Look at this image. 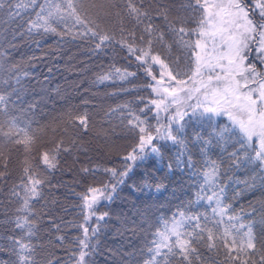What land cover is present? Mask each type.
Returning <instances> with one entry per match:
<instances>
[{
    "label": "snow or ice",
    "instance_id": "6c2138e0",
    "mask_svg": "<svg viewBox=\"0 0 264 264\" xmlns=\"http://www.w3.org/2000/svg\"><path fill=\"white\" fill-rule=\"evenodd\" d=\"M172 11L163 0H0V25L6 18L23 20L30 13L24 21L26 31L21 35L52 34L59 38L58 43H87L93 53L119 46L155 82L146 87L159 98L140 108L139 115L128 103L105 113L109 128L113 113H118L120 126L135 132V143L123 157V167L103 169L111 178L109 183L101 181L100 187H89L80 195L82 211H88L86 221L94 215L101 199L114 198L133 167L145 164L150 158L162 161L167 142L181 145L187 152L185 129L193 121L209 130V139L195 136L199 143L205 147L215 143L223 152L233 148L228 153L233 167L251 168L254 173L259 170L251 183L245 181V184L255 187L259 179L264 185V0H181L177 11L188 15L172 16ZM157 18L164 21V30L155 23ZM12 35L15 38L16 34ZM3 42L0 38V48ZM157 46L167 54L165 59L156 52ZM174 48L181 55L174 56ZM153 65L160 66V80L152 72ZM135 75L127 69L109 66L97 76L96 82L102 84L114 76L125 79ZM29 77L30 73L21 63L0 51V182L11 160L9 146H16L25 153V159L21 161L23 176L17 186L19 191L13 188L12 196L19 198L18 212L25 215L17 217L15 223L19 228H26L31 238L38 231L31 219L36 215L34 203L43 199L45 181L29 164L28 155L39 152L36 145L51 131L54 139L50 141V150L44 151L38 162L54 170L62 153L73 148L80 150L78 140L92 129L87 112L69 110L59 118L57 127L40 125L32 119L35 105L24 108L22 103L27 92L24 82ZM173 105L177 107L161 123V112H168ZM152 106L156 112L151 117L157 121L155 127L149 122ZM221 117H227V122L218 120ZM108 131L101 125L95 135L107 140ZM65 138L72 147L65 146ZM185 152L177 154L176 166L181 171L185 167L194 170L191 154L185 157ZM203 155V169L193 171V177L199 175L203 181L200 192L196 193V202L202 198L210 204L215 202L211 218L206 213L191 211L194 202L189 201L186 211H178L165 219L154 233L143 264H193V260L200 264H209V261L211 264H264V207L259 210L260 232L254 231L255 222L241 223V217L232 215L231 206L224 202L225 189L219 183L220 163L208 157L206 151ZM168 167L171 170L172 165ZM162 186L158 184L156 190ZM208 188L212 194L202 197L201 193ZM107 216L105 212L96 218L97 227L92 229L91 236L89 228L83 227L82 237L75 241L76 250L69 253L70 260L62 262L53 254L43 264H70V261L92 264L96 252L92 238L99 232V221ZM221 225L226 226L221 229ZM56 227L59 230V225ZM64 239L56 237L61 243ZM13 244L14 264H41L38 249L42 245L23 239L14 240ZM200 245L213 255L202 257Z\"/></svg>",
    "mask_w": 264,
    "mask_h": 264
},
{
    "label": "trees",
    "instance_id": "16d2710c",
    "mask_svg": "<svg viewBox=\"0 0 264 264\" xmlns=\"http://www.w3.org/2000/svg\"><path fill=\"white\" fill-rule=\"evenodd\" d=\"M163 2L173 9L172 16L188 15L177 11L181 0ZM29 15L26 14L23 20L17 18L12 21L6 18V22L0 25V38L4 41L0 51H5L8 57L21 63L30 73L29 79L24 82L27 92L23 95V107L34 104L32 119L40 125L51 124L53 127L58 126L59 118L69 110L87 112L89 128L92 130L78 140L80 150L73 148L70 152L62 153L58 167L54 170L38 162L42 153L50 150V141L54 139L51 131H47L41 143L36 145L39 152L28 155L29 164L36 168L40 178L45 181L42 186L43 199L34 203L33 211L36 215L31 219L38 231L31 238L27 236L26 228H19L15 223L17 217L25 214L18 212L21 208L20 200L12 196L13 188L19 191L17 186L23 176L21 161L25 159V153L16 146H9L12 149L11 160L4 170L5 178L0 182V264H14L16 255L13 241L21 239L42 245L38 249L41 264L53 254L62 262L70 260L69 253L76 250L75 241L82 237L83 227L89 228L90 236L92 229L97 227V222L85 220L88 213L87 209L82 211L80 195L85 194L89 187H100L101 181L109 183L111 178L103 169L123 167V157L135 143V132H128L120 126L119 114L113 113L109 128V124L105 123V113L128 103L139 115L138 110L154 99L152 90L146 87L153 83L151 77L144 75L143 68L139 67L127 50L116 46L93 53L87 43H58L59 38L52 34L33 32L31 35H21L26 31L24 21ZM155 23L164 30L162 19L157 18ZM13 33L16 34L15 38ZM166 39L171 42L170 37ZM156 52L161 53V58L165 59L167 54L159 46ZM173 55H181V52L174 48ZM165 62L170 63L167 59ZM109 66L127 69L136 75L125 79L114 76L102 84L97 83V76L108 70ZM158 70L160 66L153 65V74H157ZM152 109L148 114L149 122L155 127L157 121L151 119L156 115L155 107L152 106ZM218 120L227 122V117ZM101 125L109 129L107 140L95 135ZM35 127L36 124H33ZM208 131L195 121L191 122L185 129L187 152L183 146L167 142L162 161L150 158L145 164L133 167L125 183L118 187L114 198L99 202L100 212H107L108 216L99 221V232L92 238L96 248L92 264H143L149 255L147 248L154 233L162 227L165 219H170L178 211H186L189 201L194 202L191 211L206 213L211 218L215 202L210 204L203 198L196 202V193L200 192L203 181L199 175L193 177V171L203 169L205 151L208 157L220 163L219 183L225 189L224 202L231 206V214L240 216L241 223L255 222L254 231L260 232L262 225L259 210L264 207V185L259 179L255 187L245 184V181L250 184L259 170L254 173L251 168L233 167L228 158L233 148L223 152L222 147L215 143L205 147L195 139L196 135L209 139ZM65 146L72 147L67 138ZM180 152H185V157L191 154L196 166L194 170L185 167L181 171L176 166L177 154ZM168 165H172L171 170ZM85 168L90 171L85 173ZM158 184L163 185L159 191L156 190ZM211 194L212 189L208 188L201 196ZM253 208L257 211L253 212ZM225 226L221 225L220 228ZM58 236L65 238L62 243L56 240ZM198 250L204 258L213 255L203 245ZM70 264L75 262L70 261ZM193 264H200V261L193 260Z\"/></svg>",
    "mask_w": 264,
    "mask_h": 264
},
{
    "label": "rangeland",
    "instance_id": "374dc122",
    "mask_svg": "<svg viewBox=\"0 0 264 264\" xmlns=\"http://www.w3.org/2000/svg\"><path fill=\"white\" fill-rule=\"evenodd\" d=\"M159 71L160 70H158V73H159ZM158 73L157 74H155V75H157V80H160V76L158 75ZM162 83L164 82V81H161ZM153 83H155L154 81H153ZM153 96H154V99H158L159 97L157 96V94L156 93H154L153 92ZM168 99H170V97L168 98ZM165 102H167V101H165ZM175 107H177L176 105H173L171 108H169V110H168V112H161V116H160V122L161 123H165L166 122V118L170 115V114H172V111H173V108H175ZM183 110V109H182ZM186 118V117H185ZM156 126H157V123H156ZM102 200V199H101ZM100 200V201H101ZM99 201V202H100ZM98 205H99V203L95 206L96 207V211H95V213H94V215H92L89 219L90 220H93V222L94 223H96L97 222V217H99L100 215H102L103 213L102 212H100V209L98 208ZM87 213H88V211H87Z\"/></svg>",
    "mask_w": 264,
    "mask_h": 264
}]
</instances>
